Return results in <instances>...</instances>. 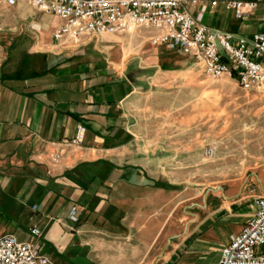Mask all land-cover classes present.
Masks as SVG:
<instances>
[{"label": "crops", "instance_id": "crops-1", "mask_svg": "<svg viewBox=\"0 0 264 264\" xmlns=\"http://www.w3.org/2000/svg\"><path fill=\"white\" fill-rule=\"evenodd\" d=\"M183 1L213 30L264 31V1L241 18ZM62 23L0 0V233L26 240L37 225L53 264H218L255 214L264 172L203 188L170 177L127 103L162 70L160 46L174 47L114 34L75 45L54 39Z\"/></svg>", "mask_w": 264, "mask_h": 264}, {"label": "rangeland", "instance_id": "rangeland-1", "mask_svg": "<svg viewBox=\"0 0 264 264\" xmlns=\"http://www.w3.org/2000/svg\"><path fill=\"white\" fill-rule=\"evenodd\" d=\"M150 30L114 36L147 49L154 44ZM160 50L162 70L150 74L151 85L138 88L127 107L134 128L169 158L170 177L203 188L264 172V84L245 89L234 76H209L178 47Z\"/></svg>", "mask_w": 264, "mask_h": 264}, {"label": "built area", "instance_id": "built-area-1", "mask_svg": "<svg viewBox=\"0 0 264 264\" xmlns=\"http://www.w3.org/2000/svg\"><path fill=\"white\" fill-rule=\"evenodd\" d=\"M14 3L17 0H6ZM23 1V0H21ZM38 11L56 14L63 20L55 29V40L69 39L73 44L82 38L103 34L152 29L154 44L178 47L193 56L213 78L234 76L241 86L251 89L264 84V31L251 39L233 33L213 30L200 22L183 0H24ZM202 4L200 13L209 6L223 3L241 18L264 0H192ZM84 127L79 125L73 143H81ZM256 212L242 232L226 244L218 264H264V195L255 198ZM70 218L77 220L72 208ZM29 238L18 240L13 233H0V264H53L42 252V230L29 228Z\"/></svg>", "mask_w": 264, "mask_h": 264}, {"label": "water", "instance_id": "water-1", "mask_svg": "<svg viewBox=\"0 0 264 264\" xmlns=\"http://www.w3.org/2000/svg\"><path fill=\"white\" fill-rule=\"evenodd\" d=\"M170 241H171V239H170Z\"/></svg>", "mask_w": 264, "mask_h": 264}]
</instances>
